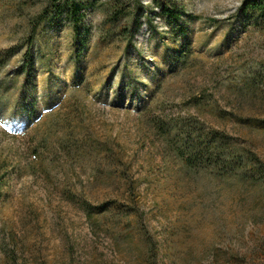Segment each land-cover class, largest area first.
Masks as SVG:
<instances>
[{
    "label": "rangeland",
    "instance_id": "1",
    "mask_svg": "<svg viewBox=\"0 0 264 264\" xmlns=\"http://www.w3.org/2000/svg\"><path fill=\"white\" fill-rule=\"evenodd\" d=\"M172 1L180 27L159 15L130 41L112 0H83L85 41L63 22L30 39L46 0H0V264H264V179L188 174L150 126L197 119L264 163V19Z\"/></svg>",
    "mask_w": 264,
    "mask_h": 264
},
{
    "label": "trees",
    "instance_id": "2",
    "mask_svg": "<svg viewBox=\"0 0 264 264\" xmlns=\"http://www.w3.org/2000/svg\"><path fill=\"white\" fill-rule=\"evenodd\" d=\"M156 6L159 13L156 8L144 5L142 0H112L107 22L116 24L124 21L126 26L122 29L123 37L130 41L140 31L145 19L152 23L150 18L159 15L165 17L168 24L180 27L186 13L183 8L172 0H157ZM85 9L83 0H46L41 12L31 21L32 34L29 38L33 39L35 28L40 24L63 22L71 27L76 35H82L86 41L90 30L84 25ZM241 16H245L250 23L257 26L259 21L264 19V0H244L236 19L239 20ZM207 22L211 26L221 24L216 18H209ZM25 67L29 69V60L26 61ZM150 126L164 141L167 152L182 164L188 174L204 173L217 181L232 182L241 189L251 191L252 181L257 185L264 179V163L258 154L252 151L250 146L224 131L208 129L197 119L184 117H153ZM120 178L135 198V182L126 175ZM125 215L135 219V223L127 227L129 231L141 228L143 215L136 209L125 211ZM215 261L213 259L212 263ZM242 264H252V254L244 256Z\"/></svg>",
    "mask_w": 264,
    "mask_h": 264
}]
</instances>
